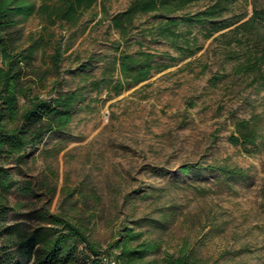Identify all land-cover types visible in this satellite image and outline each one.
I'll list each match as a JSON object with an SVG mask.
<instances>
[{
	"label": "rangeland",
	"instance_id": "rangeland-1",
	"mask_svg": "<svg viewBox=\"0 0 264 264\" xmlns=\"http://www.w3.org/2000/svg\"><path fill=\"white\" fill-rule=\"evenodd\" d=\"M131 1L97 0L71 23L38 14L23 23L21 43L38 42L34 65L46 74L35 93L48 99L84 88L85 98L64 136H47L22 165L10 166L18 187L8 197L11 220L34 227L41 224L38 212L63 214L83 224L102 249L123 226L143 230L146 240L160 244L146 259L153 264L185 249L203 263L264 264V132L249 153L228 141L233 119L264 120V84L232 71L253 50L234 25L209 34L245 20L264 0H236L212 23L181 22L172 39L159 35L166 18L158 13L136 16L125 36L113 29L112 17ZM211 1L198 0L172 17ZM138 53L154 56L153 70L127 85L117 59ZM100 78L124 89L91 90L88 82ZM207 164L238 168L249 178L179 172ZM162 207L170 208L164 227H139L159 219Z\"/></svg>",
	"mask_w": 264,
	"mask_h": 264
},
{
	"label": "trees",
	"instance_id": "trees-1",
	"mask_svg": "<svg viewBox=\"0 0 264 264\" xmlns=\"http://www.w3.org/2000/svg\"><path fill=\"white\" fill-rule=\"evenodd\" d=\"M97 0H47L37 5L36 0H0V264H153L146 259L157 253L160 244L156 240H146L143 230L135 231L123 226L117 238L105 249L92 242L80 222L72 221L63 214L38 212L36 218L41 224L27 227L24 223L11 220L13 208L8 197L17 189V181L12 176L11 165H22L30 151L41 145L50 135L64 136L73 121L74 113L84 101V88L58 92L48 99L35 93L42 85L45 72L35 65L38 42L23 46L22 25L35 14L44 16L51 23L56 21L71 23L79 14L92 7ZM198 0H132L125 10L112 17L111 26L122 36L128 32L136 16L158 13L166 18L159 24V35L167 39L176 37L174 28L179 23L202 25L212 23L221 17L228 6L236 0H212L203 10L193 14H183L180 19L172 17ZM233 23L225 24L213 31L234 25V31L243 37L253 50L244 60L233 66L238 76L246 75L253 84H264V7L253 6L252 14ZM52 19V20H51ZM240 43V40H238ZM194 50L186 55L191 56ZM57 66L60 54L52 55ZM154 56L150 53L121 55L117 59L122 79L127 85H136L149 77L153 70ZM91 90L101 87L111 88L119 94L124 86L120 81L109 82L105 78L88 82ZM233 133L228 141L249 153L262 137L264 120L257 115L248 119H233ZM202 171H217L234 181L248 179V174L234 167L207 164L197 167L183 165L179 172L186 176ZM26 187L25 192L29 193ZM170 208L156 209L159 219L142 220L139 227L160 229L167 224ZM137 222V221H135ZM164 264H216L197 260L186 249L176 257L166 255Z\"/></svg>",
	"mask_w": 264,
	"mask_h": 264
}]
</instances>
